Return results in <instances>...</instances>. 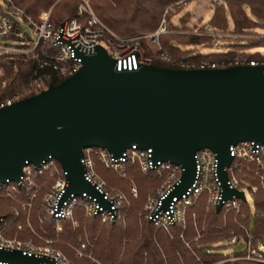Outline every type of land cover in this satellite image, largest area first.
I'll use <instances>...</instances> for the list:
<instances>
[{"label": "water", "instance_id": "obj_1", "mask_svg": "<svg viewBox=\"0 0 264 264\" xmlns=\"http://www.w3.org/2000/svg\"><path fill=\"white\" fill-rule=\"evenodd\" d=\"M244 139L264 141V65L118 69L99 45L74 74L0 107V181L19 180L27 162L40 164L52 155L66 170L63 199L87 191L109 206L85 177L83 149L104 147L118 156L136 144L152 147L155 160L184 166L181 182L165 198L168 205L194 182L195 154L209 147L219 157L224 197L245 198L228 186L224 169L233 158L230 145ZM0 260L35 264L44 258L0 247Z\"/></svg>", "mask_w": 264, "mask_h": 264}, {"label": "built area", "instance_id": "obj_2", "mask_svg": "<svg viewBox=\"0 0 264 264\" xmlns=\"http://www.w3.org/2000/svg\"><path fill=\"white\" fill-rule=\"evenodd\" d=\"M189 0H176L164 11L159 26L152 32L134 35H121L102 21L94 12L89 0L80 4V15L65 19L61 23L51 20V8L43 10L37 17L17 5L14 0H0V107L9 105L24 97L39 93L49 87L50 83L62 80L79 70L83 64L84 55L92 54L99 45L117 60L118 69H136L140 64L153 63V57L146 53L144 43L153 50L162 49L160 36L163 33L175 31L170 28L173 21L169 15L182 9ZM220 4L223 0H212ZM90 15L87 23L81 20L83 11ZM229 30V31H228ZM225 32L210 28L188 31L197 35H208L214 38L241 37L231 29ZM264 38V36H263ZM260 56H251L245 50L222 59L182 58L177 60L170 53L161 51L159 57L171 61L182 68H217L233 65H264V52ZM23 58L33 61V67L21 83L13 91H9V80L5 77V65L9 60ZM81 159L85 168L86 179L94 184L104 194L108 205L103 204L98 197L87 191L82 194L71 193L63 199L69 185L66 170L58 160L50 155L40 164L27 162L19 180L7 179L0 181V198L19 197L26 195L28 200L23 206H32L33 200L43 187L41 177L50 173L56 175L55 183L45 197V206L53 219L61 221L71 218L76 207L85 209L89 216H100L105 223L115 221L121 216V207L127 195L123 191L113 193L107 189L106 181L97 171L98 163L107 168L126 175L129 164L137 165L145 174H166L165 181L156 196L149 199L145 218L156 226L169 230L174 225L186 226L189 208L205 198L207 207L225 214L234 213L236 221L242 225L244 234H234L230 245L242 246L234 249L233 255L225 260L245 264L246 261L264 264V200L259 205L258 193L264 189V141L254 139L240 140L230 145L233 156L227 172L226 183L230 188L242 190L245 198L233 194L224 197V181L220 175L219 157L212 148L204 147L195 154L196 176L194 182L181 195L172 196L168 205L165 198L176 185L181 182L184 166L170 160H155L153 148H142L136 144L127 147L122 154L115 155L104 147L89 146L83 149ZM132 194L137 195L138 187L133 184ZM247 189L255 201V217L251 220V206L247 198ZM30 198V200H29ZM222 203L220 210L217 205ZM249 211H243L244 206ZM241 219H247L243 223ZM9 225L7 214L2 212L0 204V247L8 250H20L24 254L43 257L44 260L35 264H79L78 258L89 256L93 261L100 262L87 253V245L78 248L77 260L69 259L62 251L56 250L51 244L36 245L16 236L7 235ZM60 230V227H57ZM0 264H17L8 260H0Z\"/></svg>", "mask_w": 264, "mask_h": 264}, {"label": "trees", "instance_id": "obj_3", "mask_svg": "<svg viewBox=\"0 0 264 264\" xmlns=\"http://www.w3.org/2000/svg\"><path fill=\"white\" fill-rule=\"evenodd\" d=\"M174 1L176 0H90V3L102 21L117 33L127 36L154 31L159 26L165 9ZM14 2L34 16H37L42 9L51 8V20L61 23L71 16L80 15L79 4L82 0H14ZM188 15L187 12L182 18L183 23L187 20ZM228 15L232 18L233 31L235 32L251 31L254 27L264 26V0H223L220 4H216L212 17L199 28L204 30L210 28L228 29L230 25ZM80 17L84 23H87L90 15L83 11ZM171 25L173 26V23ZM213 41L214 37L208 35L170 31L161 34L162 49L160 51L153 50L146 42L148 46L145 49L146 53L153 57L154 64L175 67L177 64L159 57L161 51L170 53L177 60L188 57L219 60L237 53L234 46L248 47L247 43H234L232 49L227 51L198 53L194 48L182 45L200 42L213 44ZM246 52L251 56L261 55L260 52ZM32 67L33 61L23 58L12 59L6 63L5 77L9 80V91H13L21 85ZM60 81L57 80L56 83ZM58 163L60 164V162ZM133 171L140 181L142 189L158 179L156 175L145 177L137 170ZM106 172L105 175L111 181H119L113 170L106 168ZM142 202V199L133 201L124 217L117 218L112 222L101 223L100 216L85 219L81 215V225L74 228L72 221H66L65 230L61 233L62 239L75 243L78 241L79 234L85 231L93 239L97 236L94 246H88L86 250L100 262L93 261L89 256H83L79 259L82 264H213L219 259L222 254L219 251L221 246L215 245V243L226 238L225 236H206L201 241L193 239L196 231L192 213L197 211L200 216L204 215V209L197 206L198 203L192 205L188 210V228L185 235L186 241L190 240L189 247L181 237V226L174 225L169 232L167 229L156 226L148 219L142 222L139 215ZM221 213L223 212L211 209L209 217L212 220H219ZM50 219L53 218L50 216ZM58 245L69 256L75 257L74 250L69 245L66 243H58ZM245 264L263 263L246 261Z\"/></svg>", "mask_w": 264, "mask_h": 264}, {"label": "rangeland", "instance_id": "obj_4", "mask_svg": "<svg viewBox=\"0 0 264 264\" xmlns=\"http://www.w3.org/2000/svg\"><path fill=\"white\" fill-rule=\"evenodd\" d=\"M84 2V0H82ZM81 2V3H82ZM80 3V4H81ZM90 3V0H89ZM80 4H79V10H80ZM91 5V3H90ZM216 4L212 0H189L188 3L182 8L179 9L177 12H172L169 17L173 21V26L169 25L172 30H175L173 32L177 33H190L188 31L199 29L203 30L199 27H201L205 22H207L213 15L215 10ZM92 7V6H91ZM50 9V8H47ZM42 9L40 13L43 10ZM94 10V9H93ZM85 12V10H84ZM87 12V11H86ZM95 12V11H94ZM189 13L187 16V20L185 23H183V17L186 13ZM39 13V14H40ZM88 13V12H87ZM38 14V15H39ZM96 14V13H95ZM37 15V16H38ZM97 15V14H96ZM34 16V15H33ZM36 16V17H37ZM98 16V15H97ZM72 17V16H71ZM186 17V16H185ZM230 25L228 29H231L233 31L232 26V18L230 15H228ZM228 29L219 31L225 32ZM229 31V30H228ZM234 34H241V37H224V38H214L213 44L211 43H205L200 42L197 44H182L184 47L188 48H194L195 52L198 53H210V52H220V51H227L232 49V44L234 43H247V46H238L235 47L238 52L239 51H251V52H264V26L261 27H254L251 29V31H243V32H235ZM145 47L148 45L144 43ZM245 47V48H244ZM128 165L126 167V175L123 176L117 171H114L116 179L119 181H111L106 175V166H104L101 163H98L97 165V171L100 174V176L106 181L107 183V189L112 191L113 193L117 191H123L127 195V199L123 203L121 207V216L119 218L124 217L128 209L132 206L133 201L142 199V207L140 209L139 215L141 221H145V211L147 204L149 202V199L153 196H156L159 192V189L163 185L165 181L166 174L158 175L156 173L151 174H145L143 173L140 168L132 164ZM133 170H137L139 173H141L145 177H153V175L158 176L157 180L153 182L150 186L144 187L142 189V185L140 181L136 178V175L134 174ZM56 175H51L50 173L44 174L40 181L43 183V187L38 192V196H36L33 200L32 206H23V202L28 200V197L26 195L20 196L18 200L13 199L11 197H3L0 198V204L2 205V212L7 214V218L9 221V225L7 226L6 232L7 235L10 236H16L21 239H24L26 241H31L32 243L36 245H46L51 244L56 250L62 251L67 257L72 258L74 260H77L76 256L72 257L69 256L68 253L63 251L58 243H66L70 246L71 249L74 250V253H76L78 248L83 247V242L86 243L88 246H94L97 236L90 237L86 231L84 233L79 234L78 241L73 242H67L62 239L61 233L65 230V222L66 221H72L73 227L77 228L81 225V215L85 219H89L92 216L87 215L86 211L82 207H76L74 215L71 218L63 219L61 221H56L55 219H50V214L47 211V208L45 206V197L47 193L51 190L53 184L56 180ZM135 184L138 187V194L133 195L132 192V185ZM247 198L250 202L251 206V220H254L255 217V201L251 194V192L247 189ZM257 198L259 200V205L261 206L263 204L264 200V189L258 193ZM30 200V198H29ZM197 206L202 207L204 209V215L200 216L198 212L192 213V220L194 223L196 234L193 239H196L197 241H201L206 236L211 235H220L225 236L226 238L221 239L215 243V245L221 246L219 251H221V255L218 260L214 261L213 264H222V263H228V264H235L229 261H226L225 259L231 255H233L234 249H238V247L242 246V244H239V246L230 245V240L233 237L234 234H244V229L241 224H239L236 221L235 214L234 213H221L219 220H212L209 217V212L211 209L207 207L205 198H201L197 204ZM243 211L247 212L249 211V207L246 205L243 207ZM203 217V218H201ZM243 223H247V219H241L238 217ZM101 223H104L102 220H100ZM60 227V230L57 229V227ZM181 237L185 240L186 244L190 247V240L186 241V235L185 231L188 228V221L186 226L181 227ZM169 232L171 231L168 230ZM78 258L79 264H82Z\"/></svg>", "mask_w": 264, "mask_h": 264}]
</instances>
